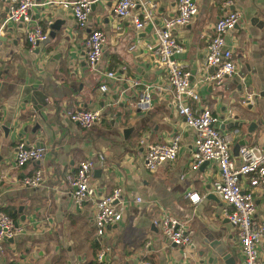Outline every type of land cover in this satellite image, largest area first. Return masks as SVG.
<instances>
[{
  "label": "crops",
  "instance_id": "1",
  "mask_svg": "<svg viewBox=\"0 0 264 264\" xmlns=\"http://www.w3.org/2000/svg\"><path fill=\"white\" fill-rule=\"evenodd\" d=\"M62 1L71 0H36L29 21L7 24L0 31V210L14 214L20 230L4 244L0 259L7 264H138L146 259L151 264H223L208 262L211 256L217 258L209 243L219 238L232 253L234 264H243L237 229L223 215L226 204L218 196L211 197L218 169L213 162L190 168L194 132L177 113L167 74L156 62L154 29L175 14L177 0H146L156 6L151 9L152 21L141 29H135L129 17L114 15L116 0H94L87 26L81 29ZM196 3L197 14L173 31L182 46L175 59L190 73L199 94V102L189 103L210 107L223 119L221 131L231 136L230 153L237 159L241 145L264 146V0ZM8 7V1L0 2V28ZM229 10L241 14L225 36L233 48L236 72L220 85L209 84L202 81L207 72L206 46L214 23ZM254 16L262 23H252ZM58 20L62 23L55 30L51 25ZM35 24L42 26L48 39L30 51L26 30ZM97 28L107 40L96 69L90 70L84 41ZM108 71L116 77L107 78ZM102 84H107L106 91H101ZM146 90L152 103L148 110H141L135 103ZM34 91L38 103H46L38 110L31 101ZM80 109H99L102 118L92 128H81L68 117L69 111ZM245 113L262 121L253 137L246 130L248 121L241 128L232 125ZM35 123L39 128L33 135ZM127 127L132 130L126 138ZM175 134L181 137L177 158L155 171L147 170L145 144L139 140L166 142ZM19 141L41 142L44 157L17 167L14 151ZM99 154L104 161L97 165L100 174L95 171L92 180L97 194L120 186L128 203L122 219L109 226L102 238L95 232V205L78 207L70 182L80 160L97 159ZM37 169L42 171V184L23 185V178ZM190 191H197L202 200L190 202ZM137 196L142 202H135ZM254 202L253 221L262 224L264 193L255 191ZM165 213L188 221L193 235L186 256L159 230L158 221ZM104 247L108 248L104 258L98 260ZM259 250L264 256V237Z\"/></svg>",
  "mask_w": 264,
  "mask_h": 264
},
{
  "label": "built area",
  "instance_id": "2",
  "mask_svg": "<svg viewBox=\"0 0 264 264\" xmlns=\"http://www.w3.org/2000/svg\"><path fill=\"white\" fill-rule=\"evenodd\" d=\"M8 1L9 7L1 29L9 23L29 21V11L36 5V0H0ZM94 0H71L60 2L69 8L76 24L84 29L87 26L91 5ZM228 5L230 2L227 3ZM156 5L146 0H116L113 12L118 18L129 17L135 29H141L147 22L152 21V11ZM176 12L173 16L163 18L160 25L154 29L156 62L165 70L168 84L173 93V103L184 124L194 132L193 149L190 154L189 166L197 170L205 162H213L218 169V176L211 183L212 192L226 204L223 215L237 229L238 243L243 256V264H264L259 246L264 237V223L253 221L255 212L254 192L264 193V146L258 144L241 145L238 148L237 159L230 153L231 136L221 131L223 119L210 107L199 108L192 106L189 100L199 102V94L193 88L190 73L185 71L175 59L182 52V46L174 35V29L186 25L197 14L196 0H177ZM136 9L137 11L132 12ZM241 17L237 10H229L220 16L213 26V33L207 43L205 52L206 74L202 81L220 85L224 79L236 72L233 59V48L226 43L225 36L232 31ZM30 51L48 39L47 32L41 25L35 24L26 30L25 36ZM106 34L101 29H91L84 41L86 63L90 70H95L102 56L106 43ZM131 46V48H133ZM107 78H115L114 71L106 73ZM101 91L108 89L107 84L100 86ZM251 99V95H248ZM151 93L146 90L135 103L141 110L151 107ZM1 114V111H0ZM69 119L81 128L89 129L102 118L101 110L80 109L68 112ZM180 134H175L166 142H148L145 138L139 144H145L144 163L149 171L173 162L180 148ZM45 155V148L28 145L24 141L16 144L14 164L23 167L29 162L39 161ZM104 158L80 160L74 176L70 178L73 186L72 198L80 207L85 203L95 205L94 227L98 238L104 237L108 227L119 222L123 217V209L128 203L122 199V189L115 186L110 192L98 195L92 182L97 165ZM42 171L37 169L26 176L22 184L28 187H38L42 184ZM187 197L193 204L202 200L197 191H190ZM135 202H142L141 197H135ZM159 230L163 237L174 245L186 248L192 242L193 232L188 221L165 213L158 221ZM20 230L15 221L5 211L0 210V255L1 243L8 238H14ZM104 247L97 255L98 260L104 258ZM0 264H7L0 259ZM138 264H151L149 260H141ZM187 264V263H182Z\"/></svg>",
  "mask_w": 264,
  "mask_h": 264
},
{
  "label": "water",
  "instance_id": "3",
  "mask_svg": "<svg viewBox=\"0 0 264 264\" xmlns=\"http://www.w3.org/2000/svg\"><path fill=\"white\" fill-rule=\"evenodd\" d=\"M252 23H258V24H261L262 22H258V19L256 18V16H254L251 20ZM62 22L61 21H55L51 27H53L55 30H58L60 28V24ZM10 24V23H9ZM38 93L36 91H34L33 93V97L31 98V101L32 103H34V109L35 110H38L41 108V104L44 105L46 104L44 101L40 103H38L37 99L35 96H37ZM264 95V94H262ZM255 115L253 113H245L243 115V119L240 120V121H236L234 122L232 125L233 126H236L238 128H241L243 126V124L248 121L249 124L246 128L247 130V133H248V136L249 137H253L254 135V132L255 130L259 127L260 123H262V121L259 119V120H255V119H252L250 117H254ZM238 118V116L236 117ZM39 128V124L38 123H35L34 126L31 128V134H35L36 133V130ZM27 130V128H24V132ZM132 130V127H127L123 130V135L124 137L127 138V135L128 133ZM35 146L37 147H42L43 144L39 141H36ZM206 163V162H205ZM204 164V163H203ZM96 171V174H100V170H95ZM211 197H215L216 198V195L215 194H212L211 193ZM19 211H22V207H19ZM25 218L24 215H21L20 216V220L23 221ZM15 226L17 227L18 226V223H15ZM7 240H9L10 242L14 240V238H8ZM209 246L211 247V249L214 250L215 254L217 255V258L215 260V257L214 256H211L209 259H208V262L212 263L213 261H222L223 264H234L235 263V260H234V257L232 256V253L230 251L227 250V247L225 246V244L222 242V240H220L219 238H216L215 240H212L210 243H209Z\"/></svg>",
  "mask_w": 264,
  "mask_h": 264
},
{
  "label": "trees",
  "instance_id": "4",
  "mask_svg": "<svg viewBox=\"0 0 264 264\" xmlns=\"http://www.w3.org/2000/svg\"><path fill=\"white\" fill-rule=\"evenodd\" d=\"M7 213V212H6ZM8 215H10V217H12L13 218V220L15 221V219H16V217H15V215L13 214H9V213H7ZM7 242V240H5V241H3L2 243H1V247H2V250H3V247H4V244Z\"/></svg>",
  "mask_w": 264,
  "mask_h": 264
}]
</instances>
